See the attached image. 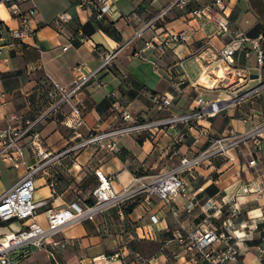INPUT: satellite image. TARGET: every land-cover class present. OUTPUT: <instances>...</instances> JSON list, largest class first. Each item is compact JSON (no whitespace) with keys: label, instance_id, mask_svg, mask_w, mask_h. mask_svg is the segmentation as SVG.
Instances as JSON below:
<instances>
[{"label":"crops","instance_id":"0c3cea01","mask_svg":"<svg viewBox=\"0 0 264 264\" xmlns=\"http://www.w3.org/2000/svg\"><path fill=\"white\" fill-rule=\"evenodd\" d=\"M171 1L114 0L111 13L96 18L78 0H28L20 6L37 8L35 34L13 40L7 30L17 28L19 23L0 1V127L8 123L10 113L21 114L23 125L46 108L48 77L68 84L77 75L78 65L84 70L95 67L107 51L142 31L140 37L119 49L109 70H102L96 81L75 94L73 101L81 107L83 116L79 126H68L72 116L68 104L38 123L39 148L48 152L47 157L37 155L27 137L22 142L25 164L14 168L0 160V195L29 166H37L34 201L45 200L46 205L36 210L35 218L46 225V208L84 207L94 201L90 194L98 183L94 169L109 176L113 190L121 193L133 186L135 176L167 171L182 157L190 159L204 153L218 138L232 142L230 129L243 134L264 122V91L241 103L233 100L234 94L258 81V74L264 78V65L255 68V55L246 56V46L237 53L235 66L250 68L253 78L240 83L235 74H222L216 69L218 50L228 38L218 34L215 24L206 17L191 14L210 0H189L156 18ZM222 1L229 24L250 38H259L264 50V0ZM58 12L71 17L63 28L54 22ZM183 29L190 30L185 42L163 53L146 50V61L131 56L153 35ZM165 92L173 99L167 107H160L155 98ZM199 97L218 99L225 106L215 115L177 124L155 139L145 133L121 135L116 138L118 148L114 152L93 146L64 151L89 130H106L117 124L121 110L134 117L154 119L198 107ZM251 159L255 160L252 165ZM53 176L57 181L51 187ZM181 176L187 193L195 198L192 205L180 194L171 195L167 201L147 191L122 196L92 218L67 223L53 237L67 241L57 249L55 264H136L142 260L148 264H203L194 262V251L175 242V233L185 235L210 226L221 232L222 221L233 207L237 213L230 232L240 254L228 264H260L264 259V194L243 192L242 186L253 179L264 180V131L257 144L251 139L232 144L225 153L202 157ZM208 200H212V207L206 206ZM24 227L26 222L13 219L0 224V234ZM44 249L48 255V244ZM35 251H20L17 264L41 253ZM115 251L120 252L119 257L99 260L101 255Z\"/></svg>","mask_w":264,"mask_h":264},{"label":"built area","instance_id":"2783aa9c","mask_svg":"<svg viewBox=\"0 0 264 264\" xmlns=\"http://www.w3.org/2000/svg\"><path fill=\"white\" fill-rule=\"evenodd\" d=\"M10 10V13L17 18L19 26L11 28L8 31L10 40L22 39L26 36L35 34L33 27L34 18L37 14V8L31 5L27 9L20 6L21 2L28 0H0ZM80 6H85L89 12L96 18H101L107 13H111V5L114 0H78ZM189 0H172L168 5L161 8L156 18L163 16L167 11L177 5H186ZM191 14L196 17L204 16L215 24L218 34L226 36L228 40L218 50V64L216 69L220 72H230L235 74L236 82H246L252 79L250 68H236L235 59L239 51L248 46L245 55H255V68L260 69L264 65V50H262L259 38H250L242 30L232 27L224 12V4L222 0H210L204 7L194 9ZM70 15L67 12H58L54 17V22L59 28L69 22ZM3 20L0 19V23ZM142 31L135 32L133 37L125 41L117 49L107 51L98 65L93 68L84 70L80 64L75 69L77 75L68 83L60 84L54 79L48 77L45 95L47 98L46 108L33 120H25L20 124L21 114L10 113L7 116L8 123L0 127V160L10 164L14 168H19L25 164L23 140L30 137L29 143L37 155L42 158L47 157L48 152H44L39 148V137L36 129L38 123L49 117L53 112L60 109L63 104H68L72 116L67 124L70 127L79 126L82 123L81 107L76 104L73 99L75 94L79 92L87 84L96 81L98 74L102 70H109L116 58L119 49L130 44L133 39L140 37ZM190 35L189 29H183L178 32H164L162 34L153 35L150 39L145 40L143 45L132 51L131 56L141 61H146L144 55L146 50H154L157 53H163L165 50L172 48L177 44L185 42ZM65 48V47H64ZM258 81L251 87L233 95L236 103H241L246 98H251L264 91V78L259 74ZM223 77V76H222ZM221 77V78H222ZM160 107H167L171 104L173 97L165 92L158 98H155ZM199 106L189 111L179 114H168L154 119L143 117H134L129 111L121 110L118 114V123L106 130L93 129L81 137L78 141L72 143L64 151H80L86 147L93 146L97 150L116 151L118 146L116 138L130 133H145L149 138L155 139L159 133L175 127L177 124L188 122L193 117H201L203 115L212 116L225 106L224 102L216 100H204L198 98ZM264 131V122L253 130L235 134L230 129L234 139L230 143L223 142L222 138L216 139L211 148H208L202 154L193 158L182 157L177 165L173 168L145 177L135 176L132 180V187L125 189L121 193L113 190L110 184V177L103 174L98 169H94L98 183L91 190L90 194L94 201L84 207L73 205L69 208H53L45 209L46 225H42L35 218L36 210L46 205V201H34V175L38 167H28L26 172L11 187L0 195V224L11 222L18 219L26 222V227L0 234V264H17L10 257V253L21 249L26 245L41 248L48 244V256L55 259V253L58 248L66 245L64 239H53V237L61 231V229L69 222L81 218H92L94 215L102 212L122 198V196L135 193L137 191H147L157 194L162 200L167 201L171 195L180 194L189 200V206L195 201L193 195H189L186 190L181 173L191 166L197 164L199 160L207 155L225 153L228 146L244 142L251 139L255 144L259 142L261 132ZM255 160L251 159L249 164H254ZM57 181V177L53 176L50 180L51 187ZM242 191L253 194H264V180L253 179L246 182L242 186ZM207 207H212V200H208ZM122 210H120V213ZM237 213V208L230 209L228 216L222 221L224 230L218 232L216 228L210 226L205 229L188 232L183 235L176 232L174 240L177 244L183 245L187 251H194V262H202L203 264H228L230 261H236L240 254L239 249L233 238L235 236L230 232L233 217ZM153 221L155 216H151ZM120 252L115 251L112 254L101 255L99 260L109 261L115 257H119ZM136 264H148L146 260L137 262ZM260 264H264V259Z\"/></svg>","mask_w":264,"mask_h":264},{"label":"rangeland","instance_id":"374dc122","mask_svg":"<svg viewBox=\"0 0 264 264\" xmlns=\"http://www.w3.org/2000/svg\"><path fill=\"white\" fill-rule=\"evenodd\" d=\"M203 76L207 77V74L204 73ZM34 248L36 250L35 252L40 250L38 252H41V253H39V254L37 253L36 256H34L32 258L25 259V260L21 261L19 264H55L54 260L47 255V252L45 251L44 246L39 248V247H34L32 245H26V246L22 247L21 249H18L17 251L10 253V257L12 258L13 261H15L17 263L22 256L21 255L20 257H17V254L20 251H23L24 253H29V252H32V250ZM27 256H29V255H27Z\"/></svg>","mask_w":264,"mask_h":264}]
</instances>
